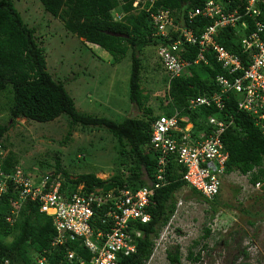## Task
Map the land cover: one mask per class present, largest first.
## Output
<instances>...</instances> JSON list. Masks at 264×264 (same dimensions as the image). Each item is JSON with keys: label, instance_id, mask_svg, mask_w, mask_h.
Wrapping results in <instances>:
<instances>
[{"label": "trees", "instance_id": "16d2710c", "mask_svg": "<svg viewBox=\"0 0 264 264\" xmlns=\"http://www.w3.org/2000/svg\"><path fill=\"white\" fill-rule=\"evenodd\" d=\"M38 1L44 11L62 22L68 33L105 50L115 63L130 52L129 102L143 113L139 117H127L117 122L78 112L64 85L55 81L47 72L44 50L36 41L35 29L29 28L24 22L15 8L14 0H0V97L7 102L8 122L23 118L37 123H49L65 116L70 127L68 138L78 126L82 129H104L117 141L120 147L118 153L121 157V172L106 180L99 179L95 173L82 174L71 180L61 170L60 165L55 164L54 175L59 174L56 176L62 177L60 193L66 197L75 193L79 186H82V192H91L94 189L108 191L124 185L135 190L154 184L155 160L145 150L150 141L151 123L160 116L169 117L174 108L182 111L188 98L215 91L213 79L216 75L223 74V71L219 64L207 55L206 65H194L188 69V74L170 81L168 95L172 103L163 106L159 100L161 114L154 115L150 108L145 107L149 97L141 88L144 65L139 57L143 50L157 47L159 42L153 37L155 28L150 14L158 10H169L173 14L178 12L180 15L176 22H183L185 27L198 34L208 21L198 17L190 23L186 19V12L204 6L208 0H156L152 6L145 0H140L138 9L132 7L134 0ZM220 1L226 6L228 0ZM230 1L232 7L241 6L244 2ZM114 11L118 13L117 19L113 16ZM109 33L122 36H112ZM233 35V31L225 30L220 32L216 39L226 50L237 53L238 38H233ZM169 36V42H172L178 33L171 30ZM186 50L185 59H195L198 49L186 46ZM236 101V95L230 93L222 112L202 109V113L195 112L190 119L198 129L201 116L205 118L214 115L222 119L226 115L232 118L233 124L221 136L228 152L225 174L235 172L241 176H249V182L254 185L264 180V135L253 125L251 117L237 109ZM181 113L188 114L184 111ZM8 122L0 123V144L4 148L2 141L10 128ZM16 166L18 162L15 156L8 152L1 165V172L8 176ZM182 175L181 166L175 161L169 162L165 176L166 184L154 190L149 202L147 212L150 214V222L137 225L143 235L136 240V252L121 258L119 264H146L150 260L159 231L175 212L174 195L187 186L182 180ZM6 185L5 192L0 196V258H7L9 264H35L34 255L49 250L45 264H60L65 247L50 249L55 230L50 217L39 212L36 202L21 203L14 224L9 226L5 222L13 208V202L18 199V191L9 180H6ZM191 192L209 204L214 213L217 211L215 207L219 204V195L207 201L192 188ZM209 235V230H205L203 239ZM7 237H12L11 242L4 241ZM66 247L78 255L83 252L80 244L73 240H68ZM241 254L248 256L245 250ZM186 258L192 263H198L200 253L194 254L190 249ZM166 259L168 264H180L179 247L169 249Z\"/></svg>", "mask_w": 264, "mask_h": 264}, {"label": "built area", "instance_id": "2783aa9c", "mask_svg": "<svg viewBox=\"0 0 264 264\" xmlns=\"http://www.w3.org/2000/svg\"><path fill=\"white\" fill-rule=\"evenodd\" d=\"M156 0H145L151 6ZM140 0L132 7L139 8ZM264 0H244L243 5L232 7L231 1L208 0L200 8L186 12V19L208 21L198 34L179 25L169 10L150 14L155 28L153 37L158 40L156 53L169 81L181 77L187 69L207 63L211 55L220 65L223 74L214 78L217 90L188 98L185 109L188 114L202 109L222 112L230 93L237 96L236 107L253 120V125L264 135ZM115 18V17H114ZM178 33L170 41L169 32ZM225 30L233 31L237 39V53L221 46L216 37ZM168 41L167 43H165ZM186 46L198 49L195 59L187 60ZM169 83V82H168ZM165 86L162 104L172 103ZM188 114L179 111L172 116H160L150 126V141L145 146L155 160L154 184L132 190L124 185L103 191L94 189L82 192L79 186L75 193L66 197L60 193L61 178L46 174L38 179L27 176L20 166L4 176L1 165L8 155L0 144V196L9 180L18 191L10 215L5 222L12 226L21 203L36 202L40 213L50 217L55 236L50 249L65 247L60 264H119L120 259L136 252V240L142 237L137 225L150 222L147 212L154 190L165 185L169 162L175 161L183 169L182 180L204 200L211 201L219 195L228 152L222 142L224 131L233 124L231 117L222 119L209 116L198 120L196 129ZM264 189V180L252 185ZM68 240L81 246L80 255L68 249ZM49 250L34 255L35 264H45ZM5 257L0 264H9Z\"/></svg>", "mask_w": 264, "mask_h": 264}, {"label": "rangeland", "instance_id": "374dc122", "mask_svg": "<svg viewBox=\"0 0 264 264\" xmlns=\"http://www.w3.org/2000/svg\"><path fill=\"white\" fill-rule=\"evenodd\" d=\"M14 5L28 27L35 29L47 72L64 85L78 112L117 122L142 115L129 102L130 52L115 63L105 50L68 33L38 0H14ZM113 16L117 19L118 13L114 11ZM139 57L144 65L141 88L149 97L145 107L157 115L166 73L153 47L143 50ZM6 104L0 97V123L9 121ZM8 123L3 145L34 180L53 175L56 163L71 180L87 173L106 180L121 172L120 147L104 129L77 126L68 138L70 127L65 116L49 123L23 118ZM174 200L175 212L159 231L146 264H168L166 253L175 246L179 247L180 264H264V189L256 190L249 176L234 172L222 178L215 213L209 204L192 195L189 186L177 191ZM205 230L210 235L203 239ZM11 240L7 237L4 241ZM190 249L200 253L198 263L187 260ZM244 250L247 257L241 254Z\"/></svg>", "mask_w": 264, "mask_h": 264}, {"label": "crops", "instance_id": "0c3cea01", "mask_svg": "<svg viewBox=\"0 0 264 264\" xmlns=\"http://www.w3.org/2000/svg\"><path fill=\"white\" fill-rule=\"evenodd\" d=\"M242 5H243V4H242ZM242 5H241V6H242ZM241 6H240V7H241ZM263 7H264V4H263ZM179 15H180V13H178V12L174 14V16H177V17H178ZM178 18H179V17H178ZM181 20H183V18H181ZM182 23H183V22H182ZM182 23L179 22V25L182 26V25H183ZM183 26H184V25H183ZM169 31H170V30H169ZM153 48L155 49V52H156V47H153ZM156 55H157V53H156ZM208 55H209V54H208ZM210 56H211V55H210ZM157 57H158V56H157ZM195 57H196V55H195ZM206 57H207V55H206ZM211 57H212V56H211ZM212 58H213V57H212ZM213 59H214V58H213ZM214 60H215V59H214ZM216 63H217V62H216ZM200 64H202V63H200ZM200 64H198V65H200ZM206 64H207V63H206ZM206 64L203 63V65H206ZM217 64H218V63H217ZM219 66H220V65H219ZM220 68H221V67H220ZM184 74H188V69H187V71H186ZM184 74H183L182 76H184ZM218 75H219V74H218ZM182 76H181V77H182ZM214 78H215V77H214ZM165 81H166V84H169V83H170V81H169L168 78H167V75H165ZM168 82H169V83H168ZM213 82H214V79H213ZM214 84H215V82H214ZM215 86H216V85H215ZM216 90H217V87H216ZM216 90H215V91H216ZM213 92H214V91H213ZM211 93H212V92H211ZM232 94H233V93H232ZM198 96H199V95H198ZM195 97H196V96H195ZM236 99H237V96H236ZM185 105H186V103H185ZM185 105H184V107H183V109H182V111H184V112L187 111V110L185 109ZM205 110H207V109H205ZM209 110H210V109H209ZM212 110H214V109H212ZM175 111H179V110H177L176 108H174V109H173V112H175ZM182 111H179V112L181 113ZM215 111H216V110H215ZM194 112H201V113H202L203 111H202V110H200V111L197 110V111H194ZM159 114H161V112H160ZM172 114H173V113H172ZM172 114H171L170 116H172ZM195 114H196V113L188 114V115H189V117H190L191 115H195ZM208 117H209V116H208ZM208 117H205V118H204V117L201 116L200 118H202V119H207ZM191 121H192V120H191ZM192 122H193V121H192ZM198 129H199V128H198Z\"/></svg>", "mask_w": 264, "mask_h": 264}, {"label": "water", "instance_id": "95a60500", "mask_svg": "<svg viewBox=\"0 0 264 264\" xmlns=\"http://www.w3.org/2000/svg\"><path fill=\"white\" fill-rule=\"evenodd\" d=\"M109 35H112V36H122V35L113 34V33H109Z\"/></svg>", "mask_w": 264, "mask_h": 264}]
</instances>
